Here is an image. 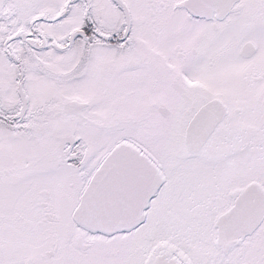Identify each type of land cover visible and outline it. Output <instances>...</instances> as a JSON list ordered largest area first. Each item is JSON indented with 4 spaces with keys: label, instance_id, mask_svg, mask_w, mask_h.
Returning a JSON list of instances; mask_svg holds the SVG:
<instances>
[{
    "label": "snow or ice",
    "instance_id": "obj_1",
    "mask_svg": "<svg viewBox=\"0 0 264 264\" xmlns=\"http://www.w3.org/2000/svg\"><path fill=\"white\" fill-rule=\"evenodd\" d=\"M0 264H264V0H0Z\"/></svg>",
    "mask_w": 264,
    "mask_h": 264
}]
</instances>
